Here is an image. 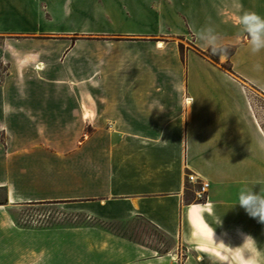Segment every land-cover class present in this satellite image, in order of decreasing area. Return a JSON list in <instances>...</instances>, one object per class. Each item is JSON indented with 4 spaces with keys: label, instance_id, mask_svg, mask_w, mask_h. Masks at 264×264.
<instances>
[{
    "label": "crops",
    "instance_id": "obj_1",
    "mask_svg": "<svg viewBox=\"0 0 264 264\" xmlns=\"http://www.w3.org/2000/svg\"><path fill=\"white\" fill-rule=\"evenodd\" d=\"M34 3L0 0V264H264V223L236 204L264 194V51L237 25L264 0ZM206 25L237 44L232 72ZM57 204L85 219L16 222ZM135 220L168 246L106 226Z\"/></svg>",
    "mask_w": 264,
    "mask_h": 264
},
{
    "label": "rangeland",
    "instance_id": "obj_2",
    "mask_svg": "<svg viewBox=\"0 0 264 264\" xmlns=\"http://www.w3.org/2000/svg\"><path fill=\"white\" fill-rule=\"evenodd\" d=\"M28 8L33 7V11L36 10L35 0H26ZM35 7V9H34ZM38 8H41V4H38ZM42 9V8H41ZM35 22V20H33ZM73 38H79V35L74 36ZM160 40V39H158ZM3 65L0 62V77L3 74ZM252 100V108L260 120L261 124L264 126V100L262 98L254 97ZM4 140V136L0 134V141ZM5 193L3 190H0V202L4 200ZM66 214V215H65ZM16 222L18 224L25 225H57L63 224L65 222L69 223H80L83 222L85 217L78 216V214L70 212L64 204L57 205H45V206H25L19 209H16L14 212ZM110 226L111 229L127 234L137 241H140L150 247L156 248L160 251L165 249L168 244L165 238L158 234L154 229L149 227L142 220H135L126 225L111 224L106 225Z\"/></svg>",
    "mask_w": 264,
    "mask_h": 264
},
{
    "label": "clouds",
    "instance_id": "obj_3",
    "mask_svg": "<svg viewBox=\"0 0 264 264\" xmlns=\"http://www.w3.org/2000/svg\"><path fill=\"white\" fill-rule=\"evenodd\" d=\"M237 25L247 37V43L252 53L264 51V16L255 12H243L237 17ZM196 38L210 55L218 57L227 55L228 47L222 43L220 34L213 26L201 27L196 33ZM236 204H239L249 216L258 218L259 222L264 223V194L252 189L242 190ZM216 223H219V218ZM247 239L255 247L256 242L251 237H247Z\"/></svg>",
    "mask_w": 264,
    "mask_h": 264
},
{
    "label": "trees",
    "instance_id": "obj_4",
    "mask_svg": "<svg viewBox=\"0 0 264 264\" xmlns=\"http://www.w3.org/2000/svg\"><path fill=\"white\" fill-rule=\"evenodd\" d=\"M228 47V51H227V58L224 62L220 63L222 68H224L226 71L228 72H232V63L230 60V57L232 56V54L235 52L237 44H228L226 45ZM203 54H205L208 58H210L212 61L214 62H219V57L218 56H213L210 55V53H208L207 51H202ZM5 199L0 202V204L5 203Z\"/></svg>",
    "mask_w": 264,
    "mask_h": 264
},
{
    "label": "built area",
    "instance_id": "obj_5",
    "mask_svg": "<svg viewBox=\"0 0 264 264\" xmlns=\"http://www.w3.org/2000/svg\"><path fill=\"white\" fill-rule=\"evenodd\" d=\"M186 178L188 181H192V182L196 180V176L193 173L187 174ZM207 186H208L207 182H204L203 180L200 181V188L201 189H204Z\"/></svg>",
    "mask_w": 264,
    "mask_h": 264
},
{
    "label": "bare ground",
    "instance_id": "obj_6",
    "mask_svg": "<svg viewBox=\"0 0 264 264\" xmlns=\"http://www.w3.org/2000/svg\"><path fill=\"white\" fill-rule=\"evenodd\" d=\"M161 46V45H160Z\"/></svg>",
    "mask_w": 264,
    "mask_h": 264
}]
</instances>
